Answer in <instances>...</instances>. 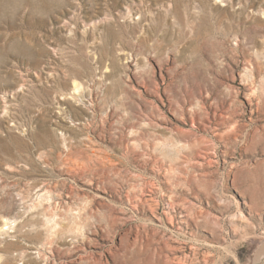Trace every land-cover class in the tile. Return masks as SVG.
<instances>
[{"label":"rangeland","instance_id":"obj_1","mask_svg":"<svg viewBox=\"0 0 264 264\" xmlns=\"http://www.w3.org/2000/svg\"><path fill=\"white\" fill-rule=\"evenodd\" d=\"M0 264H264V0H0Z\"/></svg>","mask_w":264,"mask_h":264}]
</instances>
